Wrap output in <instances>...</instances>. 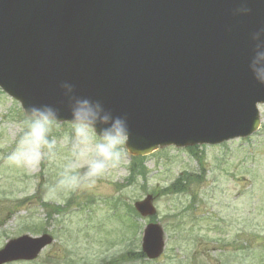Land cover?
<instances>
[{
  "label": "water",
  "instance_id": "water-1",
  "mask_svg": "<svg viewBox=\"0 0 264 264\" xmlns=\"http://www.w3.org/2000/svg\"><path fill=\"white\" fill-rule=\"evenodd\" d=\"M241 0H0V88L25 111L59 106V84L126 115V148L146 156L158 148L217 145L252 135L264 86L248 69L251 33L264 25V0L234 17ZM61 119H71L62 108ZM154 216L153 197L137 202ZM52 239L10 241L0 264L34 260ZM143 252L165 247L158 224L146 227Z\"/></svg>",
  "mask_w": 264,
  "mask_h": 264
},
{
  "label": "rangeland",
  "instance_id": "rangeland-1",
  "mask_svg": "<svg viewBox=\"0 0 264 264\" xmlns=\"http://www.w3.org/2000/svg\"><path fill=\"white\" fill-rule=\"evenodd\" d=\"M259 110L261 127L250 138L201 147L196 157L160 149L144 157L146 175L130 182L127 152L122 168L94 190L50 193L56 165L28 172L6 163L26 118L0 90V249L22 235L40 236L44 224L53 244L35 262L13 264H107L141 249L150 219L125 217L126 205L155 195L165 252L137 264H264V106ZM67 131L62 124L54 134ZM179 177L187 192L167 191Z\"/></svg>",
  "mask_w": 264,
  "mask_h": 264
},
{
  "label": "clouds",
  "instance_id": "clouds-1",
  "mask_svg": "<svg viewBox=\"0 0 264 264\" xmlns=\"http://www.w3.org/2000/svg\"><path fill=\"white\" fill-rule=\"evenodd\" d=\"M234 17L252 14L248 0H241L232 11ZM253 43L248 69L255 81L264 86V25L251 33ZM62 101L59 106L42 103L26 107V119L15 137V148L6 163L28 172L42 163L56 165L57 179L49 192L94 190L98 182L127 161L131 129L126 115H115L103 102L77 94L74 84H59ZM67 108L69 131L54 134L64 120L62 108Z\"/></svg>",
  "mask_w": 264,
  "mask_h": 264
},
{
  "label": "trees",
  "instance_id": "trees-1",
  "mask_svg": "<svg viewBox=\"0 0 264 264\" xmlns=\"http://www.w3.org/2000/svg\"><path fill=\"white\" fill-rule=\"evenodd\" d=\"M197 150H198L197 148L189 149L190 153L195 157L197 156ZM145 171L146 170H145V166H144V160L141 158H134L132 160V164L130 167V174H131L130 181H132L133 179H136V177L138 178L140 176L146 175ZM184 182H186V180L181 177L167 191H170L173 189V190H176L177 192H181V191L185 190L186 186L184 185ZM119 258L120 259H118V261L121 262L120 264L145 261L144 255L139 251L138 252L137 251H128L126 254L120 256Z\"/></svg>",
  "mask_w": 264,
  "mask_h": 264
}]
</instances>
